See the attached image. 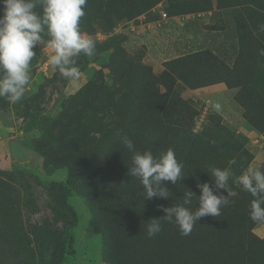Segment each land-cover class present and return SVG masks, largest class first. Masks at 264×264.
<instances>
[{"label":"rangeland","instance_id":"374dc122","mask_svg":"<svg viewBox=\"0 0 264 264\" xmlns=\"http://www.w3.org/2000/svg\"><path fill=\"white\" fill-rule=\"evenodd\" d=\"M159 5L171 18L158 25L157 12L149 11ZM85 12L81 27L96 34V50L77 58L80 79L51 71L45 36L28 92L16 104L0 98V120L32 148L37 139L66 146L77 135L96 136L100 165L86 185L111 236L97 225L68 165L39 154L36 165L0 168V264L41 263L61 232L57 264H264V224L250 219L253 197L232 180L234 203L199 220L190 235L163 220L155 237L145 231L150 219L165 215L162 208L182 202L185 189L199 196L197 183L211 185L210 166L234 159V178L249 166L264 171V0H88ZM211 85L222 89L211 92ZM86 87L90 96H80ZM121 135L141 152L175 151L188 176L175 186L164 182L173 197L140 196ZM53 184L64 190L51 192ZM34 228L45 229L40 241Z\"/></svg>","mask_w":264,"mask_h":264},{"label":"clouds","instance_id":"9594fccd","mask_svg":"<svg viewBox=\"0 0 264 264\" xmlns=\"http://www.w3.org/2000/svg\"><path fill=\"white\" fill-rule=\"evenodd\" d=\"M87 3L88 0H0V98L16 104L25 97L32 82L31 62L37 54L35 49L45 43V36L48 38L46 47L53 53L47 58L51 71H58L69 80L80 79L82 73L77 58L93 56L96 50L95 40L81 27ZM259 28L264 31V25ZM258 51L264 56V49ZM215 108L219 110L220 105L216 104ZM119 139L132 153L127 175L140 182V196L146 200L173 197L164 182L175 186L188 176L175 151L168 148L153 155L150 150H136L127 135H121ZM227 163L224 168H208L206 172L213 183H197L199 196L185 189L181 203L162 208L163 217L150 219L145 228L147 237L153 238L162 231V220L174 224L182 236H188L202 218L221 216L222 209L234 203L230 198L238 196V192L230 187V180L253 197L250 219L264 224V171L249 166L234 178L231 166L236 161L230 159ZM194 197L198 207L193 208Z\"/></svg>","mask_w":264,"mask_h":264},{"label":"trees","instance_id":"16d2710c","mask_svg":"<svg viewBox=\"0 0 264 264\" xmlns=\"http://www.w3.org/2000/svg\"><path fill=\"white\" fill-rule=\"evenodd\" d=\"M89 33L93 34V32H89ZM115 37L117 36L116 35L111 36L106 40H111L114 39ZM90 90L91 87H86L82 89L78 94L80 96L83 95L84 97H88L90 96L89 95ZM76 137L77 140L70 142V144L66 146H63L62 144L55 142L51 143V141H49L48 138H46L44 141L41 139H37L34 141L33 149L44 158L46 163L55 164V165H59V164L68 165L70 170V175H72L76 179L75 184L79 185L78 188L80 192L86 197L90 205V208L93 211L94 217L96 218L97 225L102 230L104 235L106 237H109L111 236V232L109 229H106L103 226V220L99 215V211L97 210V207L94 205L95 203L93 199H91L92 193L89 190L88 186L86 185L87 180L89 178V171L93 174H96L99 169V165H100L99 161L101 159V152H102L99 145V141L97 140L95 135L89 136L88 133H83L77 135ZM82 142H84L85 144H83ZM84 175H86V177ZM63 187L64 186L62 185L53 184L50 190L51 192L61 193L64 190ZM19 224H20L19 230L20 233L23 235V237L27 239V242L32 241V239L30 238L29 231L27 233L23 229L24 227L22 226V224L21 223ZM69 226H71L70 222H69ZM32 231L33 232H31V236L32 238H34L35 241H40L39 239L42 236H44V234H46L45 229L43 228L40 229L34 228L32 229ZM64 244H65V237L63 232H61L59 233V236L53 240L51 245H48L52 247V252H50L49 258L47 257V259H45L46 257H43L41 259V263H39L38 260H33L32 263L29 262L28 264H42L43 262H45V264H57L59 252L61 251ZM47 251L48 250L46 249V252Z\"/></svg>","mask_w":264,"mask_h":264},{"label":"crops","instance_id":"0c3cea01","mask_svg":"<svg viewBox=\"0 0 264 264\" xmlns=\"http://www.w3.org/2000/svg\"><path fill=\"white\" fill-rule=\"evenodd\" d=\"M220 86H210L209 91L221 90ZM41 162V156L32 148L26 136L5 126L0 120V168L12 165L33 166Z\"/></svg>","mask_w":264,"mask_h":264},{"label":"built area","instance_id":"2783aa9c","mask_svg":"<svg viewBox=\"0 0 264 264\" xmlns=\"http://www.w3.org/2000/svg\"><path fill=\"white\" fill-rule=\"evenodd\" d=\"M149 12H153V13L157 12V15H156L157 18H154V20L152 22H156L157 21L156 23L158 25H159V23H158L159 20H166V19L168 20V19L171 18L169 15H167V12L162 8L161 5H159L155 10L151 9ZM155 19H157V20L155 21ZM120 29H122V26H119L118 28H114L113 31L108 32V34L105 35L104 37L112 36L117 31L121 32ZM86 34L91 36V37H94V35H96V34H89V33H86ZM99 35H100V32H99ZM46 65H47V63L44 64V66H46Z\"/></svg>","mask_w":264,"mask_h":264}]
</instances>
